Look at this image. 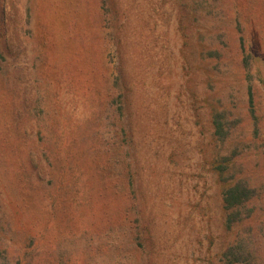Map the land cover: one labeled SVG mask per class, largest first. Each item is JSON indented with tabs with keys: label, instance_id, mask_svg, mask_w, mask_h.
Wrapping results in <instances>:
<instances>
[{
	"label": "rangeland",
	"instance_id": "1",
	"mask_svg": "<svg viewBox=\"0 0 264 264\" xmlns=\"http://www.w3.org/2000/svg\"><path fill=\"white\" fill-rule=\"evenodd\" d=\"M224 150L264 264V0H0V264H230Z\"/></svg>",
	"mask_w": 264,
	"mask_h": 264
},
{
	"label": "trees",
	"instance_id": "2",
	"mask_svg": "<svg viewBox=\"0 0 264 264\" xmlns=\"http://www.w3.org/2000/svg\"><path fill=\"white\" fill-rule=\"evenodd\" d=\"M248 95L252 98L251 89L248 90ZM219 113L216 112L213 115V126H214V135L217 136V139L220 141L225 140V133L227 129L225 128V124L222 120V117H219ZM220 151L218 153V161L217 171L219 172L218 175L222 179L221 182L223 184L222 188V201L225 209V224L228 230H235L234 235L232 236L229 244H228V251L226 257H228L230 264H262L259 258L255 257L252 251H247V254H243V252L237 250V244L241 241L242 238L239 237L237 226L243 221H246L248 218L247 214L244 218H242L241 212L242 209H245L248 203L251 201L253 196L252 189L247 185V183L242 178H236V176H229L226 177L225 175L228 173L229 167L226 165L227 163V151ZM252 212V210H251ZM250 212V213H251ZM254 222V220H252ZM240 222V223H239ZM236 223H239L235 226ZM235 226V227H234ZM244 255H247V260L242 259ZM26 252L23 253V256L19 257L16 260V264H29L25 261ZM249 259V260H248Z\"/></svg>",
	"mask_w": 264,
	"mask_h": 264
}]
</instances>
